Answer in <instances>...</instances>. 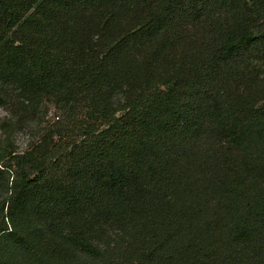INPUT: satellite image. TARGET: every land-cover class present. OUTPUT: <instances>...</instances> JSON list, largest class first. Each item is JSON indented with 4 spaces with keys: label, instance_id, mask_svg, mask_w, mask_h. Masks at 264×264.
I'll return each instance as SVG.
<instances>
[{
    "label": "trees",
    "instance_id": "1",
    "mask_svg": "<svg viewBox=\"0 0 264 264\" xmlns=\"http://www.w3.org/2000/svg\"><path fill=\"white\" fill-rule=\"evenodd\" d=\"M263 70L264 0H0V264H264Z\"/></svg>",
    "mask_w": 264,
    "mask_h": 264
},
{
    "label": "rangeland",
    "instance_id": "2",
    "mask_svg": "<svg viewBox=\"0 0 264 264\" xmlns=\"http://www.w3.org/2000/svg\"><path fill=\"white\" fill-rule=\"evenodd\" d=\"M260 94L259 99L264 100V70L260 73ZM36 118L32 116V120L29 121L25 127H16L14 130L11 129L8 118H10V113L7 108L0 104V135H2L1 129L4 126L9 133L12 134L13 146L17 152L25 151L28 146L37 140H39L44 135L49 136L54 132L56 125L58 124V113L53 106L46 104L41 107Z\"/></svg>",
    "mask_w": 264,
    "mask_h": 264
}]
</instances>
